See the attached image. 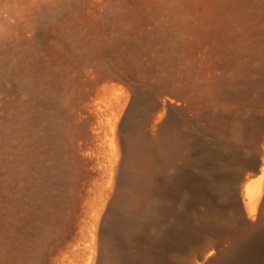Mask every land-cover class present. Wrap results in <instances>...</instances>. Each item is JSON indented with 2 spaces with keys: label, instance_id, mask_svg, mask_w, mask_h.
I'll list each match as a JSON object with an SVG mask.
<instances>
[{
  "label": "rangeland",
  "instance_id": "1",
  "mask_svg": "<svg viewBox=\"0 0 264 264\" xmlns=\"http://www.w3.org/2000/svg\"><path fill=\"white\" fill-rule=\"evenodd\" d=\"M0 264H264V0H0Z\"/></svg>",
  "mask_w": 264,
  "mask_h": 264
},
{
  "label": "bare ground",
  "instance_id": "2",
  "mask_svg": "<svg viewBox=\"0 0 264 264\" xmlns=\"http://www.w3.org/2000/svg\"><path fill=\"white\" fill-rule=\"evenodd\" d=\"M133 221H134L133 218H129V219L127 218V219H123L121 223H122L124 226H128V225L132 224Z\"/></svg>",
  "mask_w": 264,
  "mask_h": 264
}]
</instances>
